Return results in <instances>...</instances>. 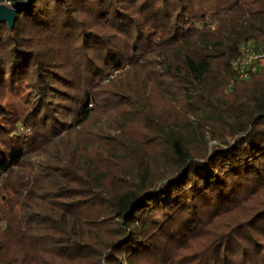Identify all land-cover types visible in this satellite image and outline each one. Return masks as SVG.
<instances>
[{
    "label": "trees",
    "instance_id": "trees-1",
    "mask_svg": "<svg viewBox=\"0 0 264 264\" xmlns=\"http://www.w3.org/2000/svg\"><path fill=\"white\" fill-rule=\"evenodd\" d=\"M4 2L0 264H264V0Z\"/></svg>",
    "mask_w": 264,
    "mask_h": 264
},
{
    "label": "built area",
    "instance_id": "built-area-1",
    "mask_svg": "<svg viewBox=\"0 0 264 264\" xmlns=\"http://www.w3.org/2000/svg\"><path fill=\"white\" fill-rule=\"evenodd\" d=\"M263 44L253 41L244 43L237 55L231 62V69L234 72V79L231 86L237 82L248 81L251 75L258 69H264V48Z\"/></svg>",
    "mask_w": 264,
    "mask_h": 264
},
{
    "label": "water",
    "instance_id": "water-1",
    "mask_svg": "<svg viewBox=\"0 0 264 264\" xmlns=\"http://www.w3.org/2000/svg\"><path fill=\"white\" fill-rule=\"evenodd\" d=\"M17 18V8L9 4L0 5V25L6 22L13 27Z\"/></svg>",
    "mask_w": 264,
    "mask_h": 264
},
{
    "label": "rangeland",
    "instance_id": "rangeland-1",
    "mask_svg": "<svg viewBox=\"0 0 264 264\" xmlns=\"http://www.w3.org/2000/svg\"><path fill=\"white\" fill-rule=\"evenodd\" d=\"M5 3V2H4ZM3 4V3H2ZM5 4H9L10 5V3H5ZM235 86V85H234ZM234 86H231L230 84L228 85V87H227V89H226V91H227V93H229L232 89H233V87ZM159 109H161V108H159Z\"/></svg>",
    "mask_w": 264,
    "mask_h": 264
}]
</instances>
